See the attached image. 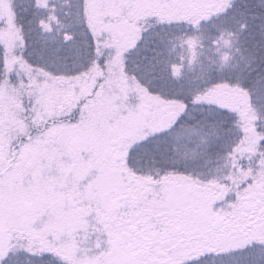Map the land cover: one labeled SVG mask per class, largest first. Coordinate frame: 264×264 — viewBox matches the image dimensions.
Segmentation results:
<instances>
[{
	"label": "snow or ice",
	"instance_id": "6c2138e0",
	"mask_svg": "<svg viewBox=\"0 0 264 264\" xmlns=\"http://www.w3.org/2000/svg\"><path fill=\"white\" fill-rule=\"evenodd\" d=\"M0 264H264V0H0Z\"/></svg>",
	"mask_w": 264,
	"mask_h": 264
}]
</instances>
